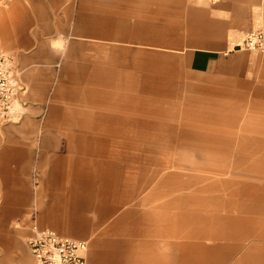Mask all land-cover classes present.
Wrapping results in <instances>:
<instances>
[{"label":"crops","instance_id":"crops-1","mask_svg":"<svg viewBox=\"0 0 264 264\" xmlns=\"http://www.w3.org/2000/svg\"><path fill=\"white\" fill-rule=\"evenodd\" d=\"M93 7L95 15L90 16L87 14L92 11L79 5L77 25L87 22V18L94 19L95 38L103 43L121 42V24L135 27L132 20L136 11H143L139 16L143 15L144 24L160 26L155 33L159 32L162 46L148 45L176 49L185 58L190 73L212 79L214 89L233 93L256 83L264 87V53L246 48L248 33L264 32V0H97ZM73 10L72 5L66 10V0H0V44L16 56L24 85L20 95L21 115L11 123L0 121V264H33L28 239L36 224L54 229L62 236L83 240L81 236L92 228L87 214L95 206V194L99 193L103 198L111 197V204L108 202L102 213L110 217L120 212L110 227L114 231L110 244L117 253L116 264H162L161 254H152L151 248L159 249L166 242L172 243L177 264L212 262L216 254L222 255V260L233 261L241 252L239 264H264V194L262 200L258 194L264 186L257 181L264 179V169L237 173L239 186L234 187L233 195L227 194V184L219 183L222 174L203 175L201 198L183 197L184 193L188 195L180 190L184 185L176 184L185 181L174 177L164 181L176 185L171 188L163 187L158 177L143 183L136 181L134 192L120 187L130 185L129 164L126 159L113 166L112 149L119 139L121 154L128 155L127 138L132 134L128 135L125 123L118 127L109 123L104 111H98L99 106L97 114L95 109L84 113L82 107L84 111L78 115L84 113L85 119L75 116L69 106L74 92L70 70L75 60L72 51L63 60L59 47L68 39L66 11L73 14ZM125 10L127 14L122 15ZM132 31L135 40V28ZM102 42L98 45L101 53L88 67L93 72L91 79L98 81L99 90L106 91V46ZM112 51L111 57L121 58V45L112 47ZM62 60L65 63L60 68ZM166 60L163 59V74L170 81L166 86L180 87L179 76L172 74ZM263 91L261 88L262 97ZM181 95L175 98L166 95V103H175L174 99ZM167 110L174 118L173 107ZM229 110L233 109L220 106L188 111H196L195 114L178 112L184 128H198L188 133L198 135L194 148L201 150L203 166L229 162L225 157L233 154L239 156L233 148L251 147L256 152L258 147L264 151V119L255 120L254 115ZM192 118L197 122L187 121ZM101 119L108 126L96 131V125L103 124ZM75 127L82 131L74 130ZM131 148L135 149L131 152L138 154V147ZM252 156L249 161L253 164L264 163V155ZM106 171L114 174L109 177V186L105 183L106 189L100 191L99 181L107 182ZM211 180L217 183L209 184ZM242 200L251 203L245 205L250 212L247 216L241 213L245 207H240ZM35 211H38L36 221ZM134 211L141 217L121 228V222L129 220ZM154 222L162 232L166 229L177 234L164 235L160 240L148 236L141 255L127 234L117 232L119 228H130L149 235ZM227 227H233L228 239L215 237L214 229ZM251 242L253 248L249 247Z\"/></svg>","mask_w":264,"mask_h":264},{"label":"rangeland","instance_id":"rangeland-1","mask_svg":"<svg viewBox=\"0 0 264 264\" xmlns=\"http://www.w3.org/2000/svg\"><path fill=\"white\" fill-rule=\"evenodd\" d=\"M95 3H97V0H66V10L68 5L74 6V10L72 12L73 14H69L66 11L68 36L65 35V38L67 37L68 39L64 41L63 46L59 47V53L64 60L68 51L69 53L72 51L71 55H73V60H75V63H72L74 64L72 70H70L71 88L74 87V92L72 93V105L69 106H72L73 114H75V116L77 115L79 118L82 116L81 118L85 119L84 113H91L92 109H95V114H97L98 111H104L103 115H106L104 117H108L109 123H114L116 127L119 125L122 126V124L125 123L128 135L132 134V136L127 138L128 155L121 154L123 149L119 147V139L115 140L116 143L113 145L112 149L113 156L110 162L113 166L124 162L126 159L129 164L130 185L127 188L122 185L120 187L134 192L138 185L136 181H138L137 183H143L153 177H158L161 178L163 187L171 188L176 185H184V188L180 190H182L183 193L187 192L188 195L184 193L183 197L201 198L203 190V181L201 178L203 175L222 174L219 178L223 179H221L219 183L227 184V194L233 195L236 193L234 187L239 186V180L235 179L237 173L242 171L249 172L253 169L256 171L264 169L263 162L253 164L252 161H249L253 158V154H255L257 158L264 155V151H259L258 147L256 148V152L253 151L251 147L233 148L231 150L237 151L240 154L239 156L233 154L231 155L232 157H225L229 162L203 166L200 157L201 150L194 148L198 142V135L196 133H188L189 130L193 131L198 128H184L182 126L184 120L179 116L181 113L178 114L179 111H186V114H195L196 111L192 113H188V111L195 109L199 110L201 108L207 109L208 107L219 108L220 106H226L233 109L227 112H243L245 116L254 115L255 120L264 119V97H262L263 95H261L260 92V89L264 87L256 83L254 86L242 87L240 91H234L233 93H225L214 89L211 87L212 79H205L202 76H196L194 73H190L185 63V58L179 56L175 52L176 49H163L148 45L154 43L162 46L159 32L155 33L156 29L160 30V26L159 24H153V26L144 24L143 15H141V17L139 16L143 11H136V18L132 20V22H136L135 27H133L136 30V41L133 40L132 36L133 28L127 25L126 18L124 22L126 24H121L120 26L121 42L110 40V42L103 43L95 38L96 28L94 19L87 18V22L77 25L79 5H86L87 10L92 11V13L89 12L87 15L94 16L95 12H93V6ZM127 12L126 10L121 11V14L126 15ZM111 14L112 12L110 11L109 18ZM91 20H93V22H91ZM100 42L106 46V70L104 75L106 91L105 89L102 91L99 90L98 81L95 80L94 82V79H91L90 74L93 72L90 71L91 68L89 69L88 67V64L94 61L95 57L101 53L100 50H98V45H101ZM119 45H121L122 48L121 58L111 57L114 54L112 47ZM133 50L137 53L134 54ZM81 52L84 53V56H80ZM147 53L153 54L154 56H149ZM163 59H167L166 61L168 66H171L170 71L172 70V74L176 73L179 76L180 87L166 86L170 81H166L163 74ZM63 60L60 62V68H62L65 63ZM74 66H77V68ZM91 80L93 82H91ZM207 85H209V87L206 88L205 86ZM181 93V98L177 100L174 99L173 102L175 103L171 105L170 103H166V95L175 98ZM96 106H99L98 111L96 110ZM82 107L85 108V111ZM170 107H173L172 114L174 118L169 116L170 113L167 109ZM81 110L84 111L83 115H78V113L82 112ZM187 121L191 123L197 122L196 119L193 118ZM102 123L103 124L96 125V131L99 127L108 126L103 121ZM84 128L87 129L88 126H84ZM74 130L82 131L79 127H75ZM135 133L141 136L136 137L134 136ZM131 146L134 148L138 147L142 154H139V150L137 152L138 154L131 152L135 150L132 149ZM84 159L86 160L87 158ZM225 159L221 158L222 161H225ZM87 160L89 163L90 160ZM84 162L85 161H83L82 164ZM141 165H143L144 168H140L139 166ZM99 173L102 174L101 172ZM104 174L107 175V178H105L107 182L99 181L98 189L100 191L102 188L103 191L106 189L104 187L105 183L109 186L110 178L113 177L114 173L106 171ZM170 177L183 179L185 182L176 185L170 184L169 181L164 182ZM257 181H259L258 183H260V186H264L263 178H258ZM216 183L217 182L211 180L209 184ZM146 186L149 187L148 185ZM258 194L259 198L262 200L261 197L262 194H264V190H259ZM95 195V206H91L87 214L89 219L92 220L93 225L87 232V235L81 236V238L83 240L86 239L89 243V264H116L117 253L111 249L110 244V239L114 231L111 230L110 227L115 224V217L118 216L120 212L110 217L102 213L101 211L105 210L103 208L108 206L107 203L110 202L109 204H111V197L103 198L104 195L101 197V193ZM137 201L138 197L137 200L134 201L135 205ZM245 205H251V203L242 200L240 207ZM248 208L249 207L245 206L241 213L247 216L246 214L250 213ZM124 209H121V211H124ZM131 215L132 217H129L132 219L130 218L125 222H121L123 223L120 226L121 228H124L126 225L130 226L132 222L137 221L138 217H141L137 211L132 212ZM36 218L38 219V216ZM147 221L146 226L150 224L149 220ZM155 222L151 225L153 230L148 232L149 235L145 233V235H143L140 233V230L133 231L130 230V228L125 230L119 228L117 232L120 234L122 232L127 234L126 236L135 242L136 252L141 255L144 252V250H142L143 242H145L148 236L152 238V240H160L164 235L166 237H172L174 234H177L176 232L166 229L162 232V228L156 227L157 224H155ZM232 229L233 227H227L225 229H214L213 231L215 232V237L219 236V238H222L225 236V239H228L229 233L231 232L230 230ZM233 232L235 233V231ZM215 241H217V238H215ZM252 245L253 242L249 244V247L253 248ZM174 250L172 243L166 242L164 247L159 249L151 248V253L154 254V252H157V254H161V258L164 261L162 264H177L174 262ZM219 250L222 252L223 248ZM215 252L218 251L216 250ZM94 254L97 255V263L93 260ZM242 255L243 252L239 253L233 261H225L221 259L222 255L216 254L215 260L212 262L200 260L196 263L182 262L181 264H230L229 261L233 264H239L238 262Z\"/></svg>","mask_w":264,"mask_h":264},{"label":"built area","instance_id":"built-area-1","mask_svg":"<svg viewBox=\"0 0 264 264\" xmlns=\"http://www.w3.org/2000/svg\"><path fill=\"white\" fill-rule=\"evenodd\" d=\"M246 48L264 53V32L253 31L246 36ZM22 72L16 56L0 44V121L11 123L21 112L20 95L24 90ZM38 211L34 220H37ZM33 264H89V243L60 235L56 230L36 224L28 239Z\"/></svg>","mask_w":264,"mask_h":264}]
</instances>
